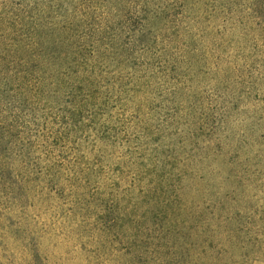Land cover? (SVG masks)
Here are the masks:
<instances>
[{"label":"trees","instance_id":"1","mask_svg":"<svg viewBox=\"0 0 264 264\" xmlns=\"http://www.w3.org/2000/svg\"><path fill=\"white\" fill-rule=\"evenodd\" d=\"M131 2L18 5L0 35V174L9 185L111 190V199L161 207L154 216L169 223L147 236H183L168 263L210 252L212 264H245L249 250L256 260L260 224L238 204L245 170L232 162L231 183L214 188L211 128L177 101L185 82L151 39L161 12Z\"/></svg>","mask_w":264,"mask_h":264},{"label":"rangeland","instance_id":"2","mask_svg":"<svg viewBox=\"0 0 264 264\" xmlns=\"http://www.w3.org/2000/svg\"><path fill=\"white\" fill-rule=\"evenodd\" d=\"M33 1L0 0V35L18 5L24 2L20 12ZM151 1L161 12L151 26L159 59L176 61L185 82L177 101L211 128L219 152L214 188L231 183L232 162L245 170L238 204L260 224V251L254 260L249 250L245 264H264V0H185L184 12L179 3L173 8L175 0ZM4 179L0 174V264H172L166 252L181 248L183 236L166 243L163 235L147 236L149 226L169 223L154 216L159 206L120 202L111 190L54 182L23 187ZM211 260L209 252L193 264Z\"/></svg>","mask_w":264,"mask_h":264}]
</instances>
